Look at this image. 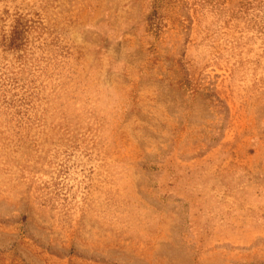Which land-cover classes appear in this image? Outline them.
I'll list each match as a JSON object with an SVG mask.
<instances>
[{
    "label": "rangeland",
    "instance_id": "374dc122",
    "mask_svg": "<svg viewBox=\"0 0 264 264\" xmlns=\"http://www.w3.org/2000/svg\"><path fill=\"white\" fill-rule=\"evenodd\" d=\"M0 264H264V0H0Z\"/></svg>",
    "mask_w": 264,
    "mask_h": 264
}]
</instances>
